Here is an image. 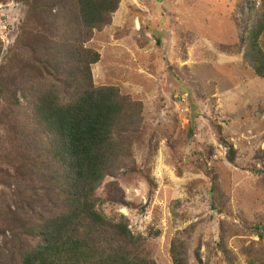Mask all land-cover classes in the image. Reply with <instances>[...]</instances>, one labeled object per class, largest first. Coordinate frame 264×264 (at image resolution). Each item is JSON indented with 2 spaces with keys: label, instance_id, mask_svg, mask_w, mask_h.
Returning a JSON list of instances; mask_svg holds the SVG:
<instances>
[{
  "label": "rangeland",
  "instance_id": "rangeland-1",
  "mask_svg": "<svg viewBox=\"0 0 264 264\" xmlns=\"http://www.w3.org/2000/svg\"><path fill=\"white\" fill-rule=\"evenodd\" d=\"M39 2L0 0V264L31 246L21 218L51 208L27 201L47 186L41 79L61 75H41L35 60L64 22L63 8ZM263 11L264 0H120L83 43L99 54L93 85L136 106L97 196L156 264H172L178 241L189 264L195 253L200 264H264V79L244 61Z\"/></svg>",
  "mask_w": 264,
  "mask_h": 264
},
{
  "label": "trees",
  "instance_id": "trees-1",
  "mask_svg": "<svg viewBox=\"0 0 264 264\" xmlns=\"http://www.w3.org/2000/svg\"><path fill=\"white\" fill-rule=\"evenodd\" d=\"M119 2H39L41 7L55 3L63 8L59 19L64 22L63 27L45 35L35 60L41 75H61L55 84L41 79L46 87L39 93L34 112L47 134V186L41 191L45 198H35L36 191L27 201L32 206L44 199L51 208L37 220L21 218L31 246L11 264H156L140 254L137 238L122 220L105 216L104 202L96 192L115 156L114 132L136 113V106L115 86L93 85L89 67L98 61L99 54L83 43L93 30L110 22ZM263 36L264 11L247 34L244 52L246 64L264 79ZM180 247V241L171 245L172 264H189ZM195 259L200 264L197 253Z\"/></svg>",
  "mask_w": 264,
  "mask_h": 264
}]
</instances>
